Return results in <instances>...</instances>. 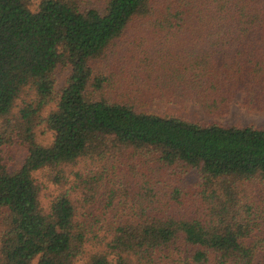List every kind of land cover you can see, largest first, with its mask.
Returning a JSON list of instances; mask_svg holds the SVG:
<instances>
[{
  "label": "trees",
  "instance_id": "16d2710c",
  "mask_svg": "<svg viewBox=\"0 0 264 264\" xmlns=\"http://www.w3.org/2000/svg\"><path fill=\"white\" fill-rule=\"evenodd\" d=\"M82 3L0 0V264H264V129L215 121L264 113V0Z\"/></svg>",
  "mask_w": 264,
  "mask_h": 264
},
{
  "label": "rangeland",
  "instance_id": "374dc122",
  "mask_svg": "<svg viewBox=\"0 0 264 264\" xmlns=\"http://www.w3.org/2000/svg\"><path fill=\"white\" fill-rule=\"evenodd\" d=\"M76 1V0H73ZM83 3H87L86 5H89L90 1L93 0H81ZM82 3V4H83ZM124 38L117 40V43H112L110 49L108 50V57L113 55V52L120 48V44ZM103 61V59H102ZM105 61V60H104ZM101 66V65H100ZM103 67V66H102ZM105 67V66H104ZM71 69L69 66L66 65H60L57 67L55 71V78H56V94L58 95L60 91L65 87L67 80L70 76ZM97 97L98 94H95ZM158 104L160 106H163V102L159 101ZM189 108L193 109L195 108V102L194 100H189L188 102ZM54 106V103H52L51 106L48 107V109L45 111V115H47L48 110ZM169 107H172L171 105ZM215 121H218L225 125H235V126H247V125H253L256 127H260L264 129V113H258V112H252L248 111L244 108H242L236 101L231 105V109L229 113L223 117L217 118ZM4 127H7L6 124L3 122ZM4 128L2 127V120H0V131H3ZM38 133L39 138L42 140L41 142L43 144H50L51 141H53V133L50 132L46 128H40ZM1 156L3 159V162L8 166L11 170L19 169L23 164L24 161L28 155V149L27 147L22 144L19 140L15 139L14 141H7L0 146ZM65 173L62 174V183L58 184L52 181L50 177V173L46 171L39 172V177L41 178V181H43L46 186L47 190L44 193L49 195L51 198L59 195L62 190H68L71 187H75L74 185L80 181L79 177H77V173H83L85 175L91 174L93 172H96L97 166L93 164L90 160H82L79 163H76L75 165H66L65 167ZM199 178V174L196 170H191L188 172L182 181L183 186H190L197 182ZM102 200L99 199L98 202L100 203ZM263 231L264 235V226L261 229V231H258L256 234L259 236ZM264 241V236L262 237ZM264 245V244H263ZM262 254H264V247L262 249Z\"/></svg>",
  "mask_w": 264,
  "mask_h": 264
}]
</instances>
